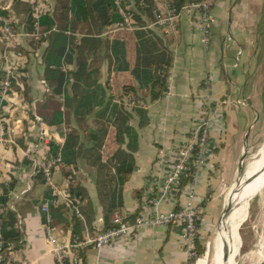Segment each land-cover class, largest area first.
I'll use <instances>...</instances> for the list:
<instances>
[{
  "label": "crops",
  "instance_id": "crops-1",
  "mask_svg": "<svg viewBox=\"0 0 264 264\" xmlns=\"http://www.w3.org/2000/svg\"><path fill=\"white\" fill-rule=\"evenodd\" d=\"M56 2L57 0H43L49 10L56 6ZM158 3L159 0H156L157 10ZM12 6L13 0H0V14L6 18L2 12L9 10L12 20L15 21L12 27L17 29L15 53L19 58H15V66L18 79L14 86L15 101L12 108L15 107V125L18 127L15 130L23 135L16 138L15 146L0 145V191L4 194V200L8 198V206L15 207V211H9L16 214L14 224L23 235L21 248L25 251L24 257L31 264H58L45 230L46 215L42 212L45 200H58L56 205L50 207V213L55 232L61 238L72 241L71 216L75 215L68 206L72 202L68 197L73 181L65 174L64 160L56 167L54 179L59 186L69 188V194L65 198L54 195L43 175L28 157L35 146H39L40 157L51 158L56 154L60 142L63 143L64 152L69 138H80L81 157L76 162V168L71 165L66 167V171L75 175L83 190L84 199L79 204L83 219L75 215L83 225V238L87 235L95 237L111 227L114 214H120L133 222L138 214L146 212V202L156 194L163 179L169 174L178 151L186 142L188 133L201 120L204 102L202 97L206 94L205 81L210 78L212 99H228L232 103L222 108L220 118L213 126L207 161L201 167L197 185V201L202 209V239L197 242L196 251L199 255L204 254L206 234L223 211L221 198H224V192L230 187L232 190L234 184L241 179L242 165L248 155L258 148L256 142L264 111L263 101L251 74H247L246 66L253 63L256 50L264 48V0H218L212 9L214 23L207 46L201 42V34L195 21L188 16H182L178 32L169 36L154 26V21L149 24V28L164 38L171 52L168 90L163 97L156 100H151L149 96L140 98L147 105L146 108H138L145 112V116L141 117L137 108L125 106L128 111L133 112L134 117L130 119L129 125L136 129L138 138L134 153L135 168L122 189L117 191L108 182L110 177L106 172L98 171V168L87 164L89 161L85 157H90L91 153V131L97 134L95 114L98 108L85 121L72 116L71 123H68L67 109L62 107L63 117L60 124L49 125L46 122V111H49L47 98L51 93L44 81L46 66L43 60L50 37H43L39 41L31 37L29 34L32 31L25 32V17H16L15 8ZM113 26L106 28L101 36L102 40L110 42L118 32L125 31L112 33ZM2 27L3 22L0 20V32ZM78 38H83V35L78 34ZM110 55L105 47L91 48L88 51L89 70H98L101 75L99 82L103 86L107 83L108 87L112 84L116 92L114 66ZM75 68L76 63L63 66L65 72ZM106 91L112 98L110 88ZM143 94L145 93L139 92V95ZM129 98L135 97L132 95L126 100ZM235 100L244 101V105L236 108ZM43 130L48 136L41 139ZM161 158L164 162H160ZM102 162H107L106 157ZM112 170L111 175L115 173L114 167ZM105 182L107 184L103 186ZM104 193L108 196H103ZM260 194L261 192L255 198ZM185 202L184 185L162 203L161 209L165 212L171 211ZM61 205L70 209L63 215V221L56 224L52 209ZM110 205H115L114 210L108 212ZM227 208L228 203L225 206L226 211ZM226 215L227 212L224 217ZM256 232L248 233L247 239L250 236L248 240L254 241L255 247L249 248L246 256L251 258V262L263 264L264 254L256 246L258 241H263L261 248L264 249V222L262 231ZM219 239L214 245L215 256ZM208 254L209 251L206 257ZM81 257L82 264H185L187 242L180 225L156 229L141 228L134 232L131 239L119 240L102 250L93 247L82 249ZM212 261L217 264L215 258Z\"/></svg>",
  "mask_w": 264,
  "mask_h": 264
},
{
  "label": "trees",
  "instance_id": "trees-1",
  "mask_svg": "<svg viewBox=\"0 0 264 264\" xmlns=\"http://www.w3.org/2000/svg\"><path fill=\"white\" fill-rule=\"evenodd\" d=\"M197 1L199 0H170V4L180 10ZM125 4L132 13L137 29L134 32H118L110 42L102 40L101 36L107 27L121 20L114 0H57L52 10L45 5L40 26V32L49 33L50 37L43 60L46 66L44 81L51 93L47 98L49 111H46V122L49 125L60 124L63 117L62 107L67 109L68 123H71L72 116L85 121L98 108L95 114L98 137L95 141L89 139L92 144L91 153L90 157H85L89 161L87 164L98 168V171L106 172L110 177L108 182L115 186L116 191L122 189L135 168L134 153L138 134L129 125L130 119L134 117L133 112L128 111L124 105L115 104L107 95V83L103 86L99 82L100 72L89 70L88 51L91 48L104 47L110 51L116 94L122 99L132 95L139 100L146 96L151 100L163 97L168 90L169 71L172 66L171 52L164 38L148 27L155 20L156 0H126ZM12 7L15 8L16 17H25V32L35 31L31 0H13ZM2 14L11 19V24L15 22L9 10ZM78 34H82L83 38L79 39ZM73 63H76L75 69L69 72L63 70L64 65ZM139 92L145 94L139 95ZM139 110L141 109L137 110L140 116H145V112ZM80 153V138H69L63 152V166L66 176H70L73 181L68 200L75 206H79L84 199L83 190L75 175L66 171V167H75ZM104 157L107 159L106 163L102 162ZM113 167L115 173L111 175ZM106 184L107 182L103 186ZM184 185L185 183L181 188ZM103 196L108 194L104 193ZM7 200L6 197L4 202ZM68 206L61 205L52 209L56 224L63 221V215L69 212ZM114 206L110 205L108 212L113 211ZM15 220L16 214L8 211L3 231L4 254H8L10 245L15 250L23 246V235L14 224ZM71 221L72 240L83 239L81 221L75 215L71 216Z\"/></svg>",
  "mask_w": 264,
  "mask_h": 264
},
{
  "label": "built area",
  "instance_id": "built-area-1",
  "mask_svg": "<svg viewBox=\"0 0 264 264\" xmlns=\"http://www.w3.org/2000/svg\"><path fill=\"white\" fill-rule=\"evenodd\" d=\"M120 22L114 24L112 33L120 30L134 31L137 29L132 19V13L125 4L126 0H114ZM218 0H199L185 5L178 10L170 4V0H159L158 10L155 13L154 26L162 30L169 36L178 32L182 16L193 19L201 34V42L207 46L210 41L211 26L214 23L212 9ZM33 3V24L34 29L29 35L35 40H41L48 35L40 32L42 12L45 8L43 0H31ZM3 27L0 32V145L12 147L16 145V138L22 136L15 125V82L18 79V72L15 66V58L19 55L15 53L18 35L12 27L9 19L3 18L0 14ZM111 33V32H109ZM110 92L113 102L117 105H124L130 108H146L143 100L136 98L122 99L115 92L114 86L110 85ZM206 94L203 96V105L200 122L193 127L187 135L186 142L178 151V156L173 162L171 170L163 179L156 194L148 199L146 212L138 214L133 222L124 218L120 214H114L110 228L100 232L95 237L89 235L79 240H66L56 234L52 225L53 218L50 207L58 203L57 199H47L42 206V212L46 215L45 230L47 238L52 245V253L58 264H82L81 250L93 247L102 250L104 247L119 240H128L133 237L136 230L141 228L156 229L169 226L180 225L183 227L187 242V260L185 264H207L204 261L205 254L199 255L196 251L197 242L202 239L201 223L202 209L197 201V185L200 178L201 167L207 161V150L211 142V133L215 122L220 118L221 110L224 106L231 104L228 99L214 101L211 97L212 81L207 78L205 81ZM244 105V101L235 100L234 106ZM10 116L12 119H10ZM134 125L133 122L130 123ZM48 136L45 130L42 137ZM63 143L58 144L57 152L51 158L40 157L39 146L28 154V157L35 164L38 172L43 175L49 189L58 197L65 198L69 194L67 186L61 187L55 181V169L63 163ZM160 162H164L161 158ZM0 160V164H1ZM185 184L186 202L179 208L171 211H162V203L173 195L174 191H179L182 184ZM4 194L0 191V264H31L24 257L25 251L13 249L8 246V254H4L3 231L5 229L6 213L11 209L15 211L14 205L8 206L3 199ZM69 206L78 218L83 219L79 206L69 202ZM208 248V244H207Z\"/></svg>",
  "mask_w": 264,
  "mask_h": 264
},
{
  "label": "rangeland",
  "instance_id": "rangeland-1",
  "mask_svg": "<svg viewBox=\"0 0 264 264\" xmlns=\"http://www.w3.org/2000/svg\"><path fill=\"white\" fill-rule=\"evenodd\" d=\"M257 52H259L258 55ZM253 56H255L256 58L254 57L253 63L251 62V64H248L246 66V70H247V74L249 73L251 74V77L253 78V82L256 84V88L258 89L259 94L261 95V99L263 101V108H264V48L261 50H256ZM256 147L258 148H255L254 152L248 155L247 160L242 165L240 178L247 176L249 178L246 180H251L257 177L263 171L262 169L264 168V111L262 113L261 123L259 125V134L256 142ZM230 190L231 187L224 192V198L223 197L221 198V203H222L221 208L223 209V211L220 217L214 222V224L210 226L211 228L206 234L205 253L206 251H209V259L207 260V264H213L212 261L213 258H215L217 264L222 262L223 250L221 248V245H219L218 248H216L217 249L216 256H215L214 245L217 243V240L220 238V235H222L225 225L229 222V218L231 215V205H232L231 199H233L232 196L233 194H230ZM260 192L261 194L258 195L257 198H255V196ZM242 202H243V204L241 205L242 217L237 224V232L234 236V242L236 246L233 248V253L231 254V258L229 262L230 264H257L258 263L257 261L251 262V258H248L246 256V253L249 250V248L253 249V247H255L253 245L255 242L248 240L250 239V236L248 237V239L247 236L248 233L250 232L253 233L257 231L259 233L262 231L263 228L264 182H263V186L261 187L255 186L250 188L247 191V193L244 194ZM227 203H228V208L226 211L227 215L224 217V220L220 224ZM218 229H219V235H218ZM207 244H208V248H207ZM262 245H263V241L260 242L258 241L256 247L259 248L264 254V249L261 248ZM263 256L261 257V260H263L262 259ZM205 258H206V254H205ZM204 261L206 262V260ZM263 264H264V260H263Z\"/></svg>",
  "mask_w": 264,
  "mask_h": 264
},
{
  "label": "bare ground",
  "instance_id": "bare-ground-1",
  "mask_svg": "<svg viewBox=\"0 0 264 264\" xmlns=\"http://www.w3.org/2000/svg\"><path fill=\"white\" fill-rule=\"evenodd\" d=\"M262 173L249 180L247 183H241L237 189V191L232 195V207H231V215L229 218V222L225 225L224 231L222 235H220V239L218 241V246L221 245V248L223 250V259L222 262L219 264H230V258L231 254L233 253V248L236 246L234 242V236L237 232V224L241 219L242 216V210L241 205L243 204V196L246 193V191L251 187L257 185L258 187L263 186L264 182V168L262 169ZM249 201V200H248ZM223 219V218H222ZM219 235V232H218ZM219 237V236H218ZM209 259V254L204 260Z\"/></svg>",
  "mask_w": 264,
  "mask_h": 264
},
{
  "label": "water",
  "instance_id": "water-1",
  "mask_svg": "<svg viewBox=\"0 0 264 264\" xmlns=\"http://www.w3.org/2000/svg\"><path fill=\"white\" fill-rule=\"evenodd\" d=\"M90 137H91L93 140H97V134H96V132H95V131H91ZM248 178H249V177L244 176V177H242L240 180H238V181L234 184V186L232 187V190H231L230 194H234V193L237 191L239 185H240L243 181H245L246 179H248ZM225 213H226V210L224 209V212H223L222 217H224Z\"/></svg>",
  "mask_w": 264,
  "mask_h": 264
}]
</instances>
